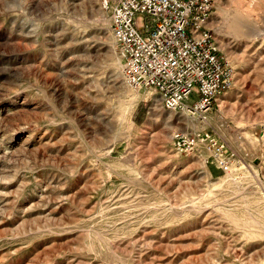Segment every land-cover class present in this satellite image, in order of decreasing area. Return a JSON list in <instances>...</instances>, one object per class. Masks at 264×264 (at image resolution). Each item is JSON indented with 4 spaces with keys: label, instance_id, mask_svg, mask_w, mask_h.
<instances>
[{
    "label": "rangeland",
    "instance_id": "obj_1",
    "mask_svg": "<svg viewBox=\"0 0 264 264\" xmlns=\"http://www.w3.org/2000/svg\"><path fill=\"white\" fill-rule=\"evenodd\" d=\"M102 1L0 0V264H264V0H215L203 122L124 81Z\"/></svg>",
    "mask_w": 264,
    "mask_h": 264
},
{
    "label": "built area",
    "instance_id": "obj_2",
    "mask_svg": "<svg viewBox=\"0 0 264 264\" xmlns=\"http://www.w3.org/2000/svg\"><path fill=\"white\" fill-rule=\"evenodd\" d=\"M215 0H103L124 81L156 91L165 110L203 122L231 70L207 26ZM205 144L218 166L229 167L224 145L206 131L176 130L171 148Z\"/></svg>",
    "mask_w": 264,
    "mask_h": 264
}]
</instances>
